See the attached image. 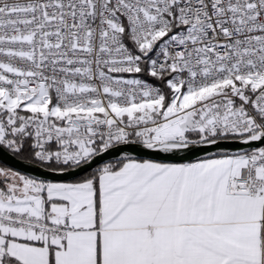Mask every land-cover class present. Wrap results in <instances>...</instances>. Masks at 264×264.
<instances>
[{
  "label": "snow or ice",
  "instance_id": "obj_1",
  "mask_svg": "<svg viewBox=\"0 0 264 264\" xmlns=\"http://www.w3.org/2000/svg\"><path fill=\"white\" fill-rule=\"evenodd\" d=\"M0 264H264V0H0Z\"/></svg>",
  "mask_w": 264,
  "mask_h": 264
}]
</instances>
